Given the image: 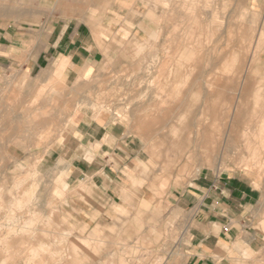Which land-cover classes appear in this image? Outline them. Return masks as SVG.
<instances>
[{
	"label": "rangeland",
	"instance_id": "374dc122",
	"mask_svg": "<svg viewBox=\"0 0 264 264\" xmlns=\"http://www.w3.org/2000/svg\"><path fill=\"white\" fill-rule=\"evenodd\" d=\"M56 1L31 0L0 30L34 36L60 12L107 46L73 79L27 70L35 38L5 54L0 264H185L191 213L169 196L205 176L240 179L255 199L220 264H264V0H101L74 12ZM113 5L111 22L95 19ZM81 122L119 129L136 147L116 195L69 175L72 159L93 164L99 149L85 147Z\"/></svg>",
	"mask_w": 264,
	"mask_h": 264
},
{
	"label": "crops",
	"instance_id": "0c3cea01",
	"mask_svg": "<svg viewBox=\"0 0 264 264\" xmlns=\"http://www.w3.org/2000/svg\"><path fill=\"white\" fill-rule=\"evenodd\" d=\"M20 1H24L27 7L22 8ZM30 1L0 0V17L24 19L31 12L28 6ZM100 2L101 0H57L56 4L63 11L74 12L81 5L97 6ZM115 8L113 5L104 12L99 10L95 19L101 15L103 24L111 22L118 15ZM54 15L59 16L60 12ZM53 17L42 19V27L36 30V35L30 34V37L27 35L30 32L25 33L22 27L1 29L0 67L8 60L6 53L21 56L22 46L34 38L36 45L30 53L34 58L25 65L30 73L45 70V77L67 73L68 79H73L80 71L103 59L107 44L95 39L88 24ZM141 123L146 129L151 128L150 120L144 119ZM79 127L78 135L85 147L98 144L99 149L95 153L93 164L80 158L72 159L70 177L74 181L90 178L103 199L111 194L116 195L123 185L125 168H130L136 161L137 152L133 141L124 132L109 126L91 129L87 123L81 122ZM200 178L190 190L169 196L174 206L191 213L188 243L183 246L184 263L220 264L222 257L249 228L255 199L241 185L240 179L236 182L235 178L222 179L223 181L210 179L208 176ZM224 227H228V232H223Z\"/></svg>",
	"mask_w": 264,
	"mask_h": 264
},
{
	"label": "built area",
	"instance_id": "2783aa9c",
	"mask_svg": "<svg viewBox=\"0 0 264 264\" xmlns=\"http://www.w3.org/2000/svg\"><path fill=\"white\" fill-rule=\"evenodd\" d=\"M223 232H224V233L228 232V227H224V228H223Z\"/></svg>",
	"mask_w": 264,
	"mask_h": 264
},
{
	"label": "bare ground",
	"instance_id": "6f19581e",
	"mask_svg": "<svg viewBox=\"0 0 264 264\" xmlns=\"http://www.w3.org/2000/svg\"><path fill=\"white\" fill-rule=\"evenodd\" d=\"M262 33H264V32H262ZM262 35V34H261ZM247 90V89H246Z\"/></svg>",
	"mask_w": 264,
	"mask_h": 264
}]
</instances>
